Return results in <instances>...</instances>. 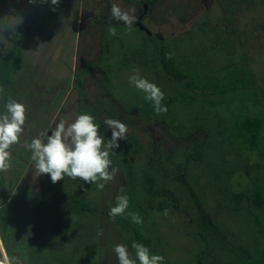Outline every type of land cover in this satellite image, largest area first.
<instances>
[{
  "label": "rangeland",
  "instance_id": "1",
  "mask_svg": "<svg viewBox=\"0 0 264 264\" xmlns=\"http://www.w3.org/2000/svg\"><path fill=\"white\" fill-rule=\"evenodd\" d=\"M241 1L244 4L237 11L251 16L253 1ZM34 2L43 11L38 16L39 9L31 5L32 19L24 18L17 32L22 56L32 64L21 72L26 80L2 77L0 72V113L6 111L9 98L27 109L20 143L10 149L11 166L0 172V239L12 264H20L24 250L33 264H119L114 246L126 245L135 258L133 241L148 247L151 254L162 255L164 264L259 263L264 254V9L254 13L259 21L247 25L249 39L239 46L234 41V14L225 17L229 0H156L141 21L163 44L155 49L152 40L133 25L129 31L125 24L105 23L94 32L82 14V2L78 10L75 0H60L58 6L51 0ZM86 3L90 7V1ZM10 5L12 9L14 0ZM87 7L86 15L92 11ZM142 7L143 3L122 4L121 9H135L136 15ZM16 12L11 11V16H18ZM111 27L116 28L115 36L109 34ZM99 38L108 52L102 59H98ZM167 53L172 54L170 59ZM95 58L92 66L102 71L101 90L139 118L121 121L128 132L120 147L110 151L118 173L102 190L80 179L65 177L53 184L48 174L36 177L32 153L24 142L35 138L37 128L48 120L56 121L62 109H70L75 90L60 104L74 81L68 69L71 65L80 69ZM86 68L78 71V85ZM133 74L164 92L166 113L157 114L145 93L129 84ZM163 75L178 84L194 78L186 88L188 97L195 94L193 99L178 95ZM83 80L86 102L95 108L86 111L91 115L97 111L102 121L97 117L95 122L108 140L111 130L103 119L120 117L116 105L111 98L100 97L101 85L94 74ZM35 83L41 92L33 88ZM56 85L59 92L50 99L49 90ZM23 86L28 90L22 94ZM254 103L258 110H253ZM213 121L221 122L220 133L227 137L206 135L216 126ZM113 155L121 160L115 161ZM123 164L135 183L126 214L116 221L108 213L116 197L127 191ZM66 197L85 203L90 215L79 218L80 211L68 206ZM33 212L35 219L39 216L38 228L43 226L40 214L46 221L51 216L52 232L42 227L40 234L26 226ZM130 212L139 213L142 223H134Z\"/></svg>",
  "mask_w": 264,
  "mask_h": 264
},
{
  "label": "clouds",
  "instance_id": "2",
  "mask_svg": "<svg viewBox=\"0 0 264 264\" xmlns=\"http://www.w3.org/2000/svg\"><path fill=\"white\" fill-rule=\"evenodd\" d=\"M30 3L34 0H29ZM60 0H51V4L58 6ZM55 10V9H53ZM111 16L117 22H123L128 30L136 22L135 9L130 11L122 10L121 7L113 3L110 9ZM15 23L7 22V16L0 19V38L10 29L16 32V28L23 22V17L13 18ZM109 34L115 36L116 28H109ZM171 53H167V58H171ZM129 84L137 90L145 93V99L152 102L154 111L157 114L166 113L167 107L163 106L165 99L164 92L146 78L133 74L129 77ZM3 90L0 89V92ZM6 111L0 113V172H7L10 168L12 145L20 143V137L24 131V125L27 119V109L24 104L9 98L5 105ZM104 125L111 130V138L105 143V138L99 133V125L95 118L83 113L76 116L71 123L61 119L51 131V134H43L25 141L24 147L31 151V160L34 162L35 176L48 174L53 184L69 177L72 180L80 179L85 183L96 184L99 189H103L107 183L112 182L118 168L113 167V161L110 159V150L120 147L119 141L123 140L128 132V126L120 120L106 118ZM46 136V140L44 139ZM102 181V182H100ZM129 207V197L127 195H118L115 206L109 210V216L115 219L118 216H124ZM165 215L168 214L166 209ZM136 224L142 223L139 213H127ZM131 248L135 250V258L129 252L124 244L114 246L119 264H164V257L159 254H151L148 247L133 241ZM7 259V258H6ZM0 264L4 262L0 261ZM8 264H12L8 260Z\"/></svg>",
  "mask_w": 264,
  "mask_h": 264
},
{
  "label": "crops",
  "instance_id": "3",
  "mask_svg": "<svg viewBox=\"0 0 264 264\" xmlns=\"http://www.w3.org/2000/svg\"><path fill=\"white\" fill-rule=\"evenodd\" d=\"M75 1H77V4L74 5V7L77 10L79 9V6L81 5V2H82V7H81L82 8V11H83L82 14H84L85 18L89 22L88 23L89 24V27H91V29L94 32L95 31L96 32L97 31H100V29L104 28L103 25H106L108 23H109L108 26H112V25H120L121 26L122 24H124L123 22H117L111 16L110 9H111L112 4H109L107 0H98V3L99 4L98 3H95L94 0H92V1L89 0L90 3H91L90 7H87L86 6L87 5L86 0H82V1L81 0H75ZM14 3H15V5L12 6V9H11V5H10V0H4V2L0 4V19H3L4 17L7 16V22L8 23H12L13 20H14L13 18L17 17V16H13L14 13H17L16 10H18L19 16L23 17V19L24 18H27V16H28V18L29 17L31 18V13L33 12L31 10H34V8L31 5H36V8L39 9L38 16H40V11H43V8L42 9L40 8V5L38 4V2H33V3L28 4V1L27 0H14ZM114 3L118 4L121 8H122V4H123V6L124 5H127V6L135 7V6L131 5L130 3L124 1V0H116ZM96 4H98V5H96ZM100 4L107 10L103 14L104 16L102 15L103 18H101L102 17L101 15H98L96 13V8H97V6H101ZM88 5H89V2H88ZM15 7H16V10L14 11ZM86 7L89 8V9L90 8L92 9V11L90 10L89 14H87V15L85 14L86 13ZM93 7L95 9H93ZM11 11L14 12V13H12L13 14L12 16H11ZM91 12H93V13H91ZM37 17L35 18L36 20L39 19ZM77 22H79V19H77ZM22 23L18 25V28H16V32L11 31L9 29L5 33L4 37L3 38H0V72L4 73L2 75V77L12 76V77L22 78L23 79L24 78V74H21V72L23 71V69L25 70L26 67L32 66L31 63H29V64L27 63L26 57L24 59L23 56H22V50H21V43L22 42H21L20 36H18V34H17V32H20L21 31V28L23 27L22 26ZM81 24H82V21H81ZM0 26H2V23H0ZM102 36H103V34H102ZM97 41H99V42L96 43V45H98L99 52H100V54L98 56V59L99 58L102 59V54L103 53L105 54V51H104L105 49L103 50L102 38H99ZM104 54H103V56H104ZM98 59L95 58V59H90V60L86 61V63L80 69H79V67H78L77 64H76L77 66H74V67H73V65H71L70 69H68V72H69L68 74L71 76V78H73L74 81L73 82L71 81V83H70L72 85L71 90H70V86H69V88L67 89V93L65 95L63 94V97L61 98L60 104L62 103V101H63V99L65 98L66 95L68 97V96H70L72 94V97H73V91L74 90L76 92L75 100L73 99V103H71L70 109H64V110L62 109V113L61 114L60 113L58 114L59 116H58V118H57L56 121L51 120V121H53V122H51V121L48 120L44 125H41L40 127H38L37 128V131H36V137L37 136H42L45 133H47V134L50 133L51 134V130L52 129L49 131L48 130V129H50L49 127L53 128L54 123H56L57 121H60L61 119L65 120V121H67L69 123L73 122L75 120L76 116H78L80 114V112H79V103H80L81 99L79 100V98L81 96L84 97L83 102H84V106H85V109L86 110H89L91 112V110L95 109L88 102H86L87 101V97H86V94L84 92L85 89H84V80L83 79H85V77H92V74H94V76L98 79V81H97L98 86H100L102 84L101 83L102 71L99 70L98 68L92 66V63L95 60H98ZM86 66H87V68L84 70L86 72H85V74L82 77V81H80V85H78L77 84V82H78V80H77L78 79V73H79L78 71L83 70ZM23 72H25V71H23ZM56 75H58V74H56ZM43 78H45V77H43ZM43 78H41V79L37 78V79H39L38 81L41 82ZM24 80H26V78H24ZM33 88L36 91H40V92L42 91L41 90V87H38V83H35V85H34ZM54 88H55V92L53 91ZM54 88L51 87V90H49L50 91L49 92L50 93V99L52 98V96L54 94L56 95L59 92L58 91L59 88L57 87V85ZM26 89H27V87L26 86H23V87H21V90L22 91H20V92H22V94L23 93H26ZM66 102H68L67 99H66ZM92 114L96 118L98 117V119H97L98 121H102V119L98 116L97 111L94 112V113H92ZM37 132H38V134H37ZM44 139L46 140V136H44ZM31 164H32V162H31ZM32 166H34V165L32 164L31 167ZM35 206H37V205L35 204ZM68 206H70V205H68ZM37 207L39 208V206H37ZM70 207L73 208V209H75L72 206H70ZM44 211H45V209H44ZM35 214H36V212L35 213L33 212V215H32L33 217L31 216V219L30 220H32V223L30 222V220L27 217V219L25 220L26 226H29L30 229L33 228V227H35L34 230H32V229L31 230L32 231H36L37 230L40 234H41L42 227H46V230H47L46 232H52L51 229L53 228V219H51V216H48L47 215V217H46L47 218V221H46L45 219L44 220L42 219V215H45V214H43V213L40 214L41 215L40 217H41V221H42L43 226H41L40 228H38V224H36V223L39 222V216L37 215V217L35 219ZM80 215L86 217V215H90V213L88 211L87 212H80L79 218H81ZM33 223H35V224H33ZM58 225H59V221H58V224L56 223V226L57 227H58ZM101 226L102 225H100V228H101ZM113 230H115V229H112L111 231H113ZM67 240H68V238H67ZM68 247H71V246H68ZM25 253L26 252L24 250V252H22V254H21L22 257H19L20 264H29V263H32L33 264L34 261L32 260V258H30ZM9 259H11V257L8 258L7 254H6L5 250H4V246H3L2 242H1V239H0V261L4 262V264H8V260Z\"/></svg>",
  "mask_w": 264,
  "mask_h": 264
},
{
  "label": "trees",
  "instance_id": "4",
  "mask_svg": "<svg viewBox=\"0 0 264 264\" xmlns=\"http://www.w3.org/2000/svg\"><path fill=\"white\" fill-rule=\"evenodd\" d=\"M125 1H128V2H130V3H133V4H140V3H143V4H145V5H151V4H153V3H155L156 2V0H125ZM253 1V3H251L252 5H253V7H254V9L249 13V15H251V16H246V15H248L247 13H244V12H241V13H239L238 11H237V8H240V7H242L241 5H243L244 4V2L243 1H241V0H229V5H228V13H226V15H225V17L226 16H233V14H234V20H233V25L235 26V28H234V41L236 40V41H238L239 43H237L239 46H242V40H244V39H249V37L247 36V33H246V30H245V28L247 27V25H249V23H256L257 21H259V19L256 17V15L257 14H259V12H262L263 11V9H264V7H261L262 6V3L264 2V1H262V0H252ZM258 1H259V5H258ZM262 1V2H261ZM254 13H257V14H254ZM254 14V15H253ZM246 16V17H245ZM256 19V20H255ZM249 21V22H248ZM230 23V22H229ZM262 23H264V22H262ZM257 24H260V23H257ZM229 26H231V24H229ZM250 26V25H249ZM262 28V30L264 29V27H261ZM144 31V30H143ZM248 31V30H247ZM145 37H148L149 38V34L147 33V32H145L144 31V33H142ZM253 36V33H250L249 34V36ZM255 36V35H254ZM151 37V36H150ZM248 37V38H247ZM163 45L162 43H160V42H158L157 40H155V45H156V47L158 46V45ZM236 44V46H238ZM245 45V44H244ZM230 48H231V46H230ZM157 53V52H156ZM157 56V55H156ZM159 68V66L156 64V70ZM161 69H158V71H160ZM179 70V69H178ZM161 73V72H160ZM163 78L166 80L165 82L168 84H171L174 88H176V92L178 93V95H181V96H186V98L188 99V98H190L191 100L193 99V97L195 96V94L194 95H191L190 94V96L188 97V94H186L187 93V91L189 92V90H187L186 88H187V85H188V82H190V81H194V78H191V79H186V78H184V79H182V83H180V84H178V83H174L173 81H172V79L169 77V76H164L163 75ZM219 79V78H218ZM218 79H216V80H218ZM220 79H222V78H220ZM228 85H229V83H228ZM181 86V87H180ZM178 90H180V92H178ZM190 93V92H189ZM201 97H203V96H201ZM224 98L225 97H221V101L222 102H227L228 103V105L231 103V101H229V100H224ZM257 106V107H256ZM259 105H257V104H255L254 103V105H253V110H258L259 109ZM247 109V108H246ZM245 109V110H246ZM79 112H80V114H83V113H87L85 110H84V108H83V105H82V103L80 102V105H79ZM244 112V114L246 113V111H243ZM245 115H247V114H245ZM263 116H264V113H263ZM245 117H248V116H245ZM220 124H221V122H219ZM219 123L218 122H216V121H213V124H215L214 126V128L213 129H211L209 132V134H206L207 136H211V137H214V134L216 135V134H221V136L220 137H222V138H225V137H227V135H226V133H220L221 131H220V127H219ZM222 125V124H221ZM201 130V129H200ZM211 131H213V134H211L212 132ZM99 133H100V135L101 136H103L104 138H105V143H107V138H106V136L104 135V133L99 129ZM208 133V132H207ZM228 142L227 141V138H226V140H223V141H221V143H222V145L223 144H226V143ZM224 146V145H223ZM111 151V150H110ZM110 154H112L111 152H110ZM113 157V159L115 160V161H120L121 159H120V157L118 156V155H113L112 156ZM126 164V163H125ZM125 164H123L122 166H123V169H124V171L125 172H127V170L128 169H126V168H128ZM128 173V172H127ZM1 177V176H0ZM127 180H126V182H127V185H126V189H127V191H126V193H125V191L121 194V195H127L129 198L131 197V190L133 189V184L135 183V179L134 178H132V174L131 173H128L127 174V178H126ZM65 201L70 205V206H72V207H74L76 210H78V211H80V212H89V208H88V206L85 204V203H83V202H81V201H79V200H77V199H74V198H71V197H66L65 198ZM121 217L120 216H118V217H116L115 218V220L116 221H119L118 219H120ZM252 264H264V254L260 257V260H259V263H252Z\"/></svg>",
  "mask_w": 264,
  "mask_h": 264
},
{
  "label": "flooded vegetation",
  "instance_id": "5",
  "mask_svg": "<svg viewBox=\"0 0 264 264\" xmlns=\"http://www.w3.org/2000/svg\"><path fill=\"white\" fill-rule=\"evenodd\" d=\"M125 1V0H124ZM126 2H128V1H126ZM128 3H130V2H128ZM131 5H133V6H135V7H138V4H133V3H130ZM226 8H227V5L225 6ZM93 9H95V8H93ZM147 10H148V7H147V5H145V4H143V7H142V12L141 13H137L135 16H136V22L133 24V26L140 32V33H144V31L143 30H141L140 29V27L139 26H142L143 27V25L141 24V21L144 19V16L146 15V12H147ZM107 10L103 7V6H97V8H96V13L98 14V15H103L105 12H106ZM91 13H93V12H91ZM104 16V15H103ZM103 16L101 17V18H103ZM217 24V23H216ZM145 32H147L150 36H151V34L148 32V31H146L145 30ZM149 36V38H148V40H152V42H153V46L155 47V49H156V46H155V40H157L155 37H153V36H151L150 37ZM158 41V40H157ZM105 51V54H107L108 52H107V50H104ZM104 54V53H103ZM103 54H102V58H105V57H103ZM104 54V55H105ZM106 59H107V57H106ZM181 87V86H180ZM101 88H102V85H101V87H100V89H99V93H100V97L101 98H103V96L104 97H106L107 99H109V98H111L105 91H102L101 90ZM107 95H106V94ZM81 99V103H82V105H83V108H84V110L86 111V109H85V106H84V102H83V99H84V97L83 96H81L80 98H79V100ZM104 99V98H103ZM110 100V99H109ZM108 100V101H109ZM111 101L114 103V105H116V108H117V110H118V114H119V116L120 117H116V119H118V120H120V121H122L123 120V118H129L131 121H133V120H135V121H138V117L136 116V115H134V113L131 111V110H128V109H123V108H121L120 106H117V104L112 100V98H111ZM110 101V102H111ZM111 102V104H113ZM110 104V105H111ZM79 105H80V103H79ZM112 106V105H111ZM87 112V111H86ZM122 113V114H121ZM88 114H90L91 115V113H88ZM122 115H123V117H122ZM92 116L94 117V115L92 114ZM135 116V117H134ZM95 118V117H94ZM96 119L97 118H95V121H96ZM124 119V120H125ZM104 120V119H103ZM109 139V138H108Z\"/></svg>",
  "mask_w": 264,
  "mask_h": 264
},
{
  "label": "water",
  "instance_id": "6",
  "mask_svg": "<svg viewBox=\"0 0 264 264\" xmlns=\"http://www.w3.org/2000/svg\"><path fill=\"white\" fill-rule=\"evenodd\" d=\"M139 27H140L141 30H144V31L146 30V29H145L144 27H142V26H139ZM48 134H50V133H48Z\"/></svg>",
  "mask_w": 264,
  "mask_h": 264
}]
</instances>
